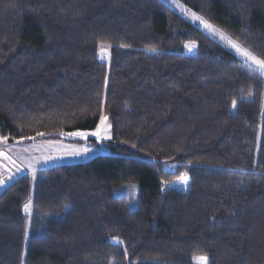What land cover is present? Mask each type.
<instances>
[{
    "label": "trees",
    "instance_id": "trees-1",
    "mask_svg": "<svg viewBox=\"0 0 264 264\" xmlns=\"http://www.w3.org/2000/svg\"><path fill=\"white\" fill-rule=\"evenodd\" d=\"M178 1L264 60V0ZM103 117L106 154L0 193V264H264V75L163 0H0V136Z\"/></svg>",
    "mask_w": 264,
    "mask_h": 264
},
{
    "label": "rangeland",
    "instance_id": "rangeland-1",
    "mask_svg": "<svg viewBox=\"0 0 264 264\" xmlns=\"http://www.w3.org/2000/svg\"><path fill=\"white\" fill-rule=\"evenodd\" d=\"M165 3L171 5L178 13H180L184 18H186L189 22H191L193 25L204 31L205 33L209 34L210 36L216 38L219 42H221L223 45H225L229 50H231L233 53H235L245 64L249 65L253 69L257 70L258 72L262 73L261 70L253 64L250 60L239 54L235 48L231 46V44L228 43V40L234 41L238 45H240L241 48L245 49L241 44H239L237 41L233 40L231 37L214 27L208 28L205 26L204 23H201V20L205 21L203 18L195 14L193 11H191L189 8L181 4L178 0H163ZM199 17L200 19H197ZM206 22V21H205ZM207 24H209L207 22ZM215 30V31H214ZM220 33H223L227 39H222ZM247 50V49H246ZM248 51V50H247ZM187 52L190 55L195 54L196 48L194 45H190L187 49ZM251 53V52H250ZM253 55V54H252ZM110 51L109 49H101L100 52V58L103 61L108 62L110 60ZM264 75V73H262ZM77 133H84V135H67L65 138L68 139V143L72 144H78L79 146H65V148L59 150L61 152L60 155L64 157L65 162L70 163H82V162H88L94 158H96L99 155H103L107 153V150L103 146V143L109 141L112 137V128L111 124L108 120V118L103 117L100 121V124L96 131L94 132H77ZM92 133H97V135H92ZM0 138H2L0 136ZM90 139H94L96 142V145H92L89 143ZM79 141L80 143H73L71 141ZM7 142V140H4L3 138L0 139V147L4 142ZM167 170H171L174 168L172 165L166 166ZM36 175L32 176L34 178ZM114 195L116 197L121 196H128L130 198V208L136 209L138 206V197H139V186L137 184H127L125 186H122L115 190ZM30 205L29 209L25 210V215L30 216L31 214V202L27 203ZM201 257V256H200ZM198 257H196L192 264H198ZM208 264L209 260L207 259Z\"/></svg>",
    "mask_w": 264,
    "mask_h": 264
},
{
    "label": "crops",
    "instance_id": "crops-1",
    "mask_svg": "<svg viewBox=\"0 0 264 264\" xmlns=\"http://www.w3.org/2000/svg\"><path fill=\"white\" fill-rule=\"evenodd\" d=\"M65 146H79L63 140L4 142L0 147V193L8 185L23 176H34L40 171L60 165L75 163L65 162L59 150ZM80 163V162H79ZM76 163V164H79ZM86 163V162H82Z\"/></svg>",
    "mask_w": 264,
    "mask_h": 264
},
{
    "label": "snow or ice",
    "instance_id": "snow-or-ice-1",
    "mask_svg": "<svg viewBox=\"0 0 264 264\" xmlns=\"http://www.w3.org/2000/svg\"><path fill=\"white\" fill-rule=\"evenodd\" d=\"M197 19H200V18L197 17ZM201 23H204L205 26L208 28H212V26L210 24H207V22H205L203 20H201ZM220 35H221L222 39H227V37H225L223 33H220ZM228 43L231 44V46L233 48H235V50L239 54H241L242 56H244L245 58L250 60L253 64H255L261 70L262 73H264V60L258 59L256 56L252 55V53H250L246 49L241 48L240 45H238L234 41L228 40ZM233 106H235V102H233ZM72 135H84V133H72ZM92 135H97V133H92ZM0 139H2V138H0ZM29 207H30V205L26 204L25 210L27 211L29 209ZM197 260H198V264H208L206 256L198 257Z\"/></svg>",
    "mask_w": 264,
    "mask_h": 264
}]
</instances>
